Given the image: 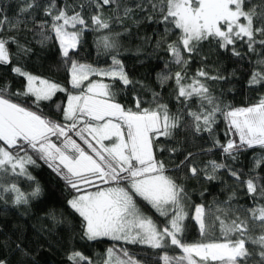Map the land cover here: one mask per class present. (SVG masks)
Masks as SVG:
<instances>
[{
  "label": "snow or ice",
  "instance_id": "obj_1",
  "mask_svg": "<svg viewBox=\"0 0 264 264\" xmlns=\"http://www.w3.org/2000/svg\"><path fill=\"white\" fill-rule=\"evenodd\" d=\"M18 3L12 19L0 6V66L11 65V72L23 79L16 90L7 81L0 84V202L27 208L40 197L41 186L30 171L39 160L72 191L66 203L80 218L82 239L145 246L158 264H264V95L253 104H225L209 83L226 79L219 70L213 74L202 66L188 73L195 57L206 59L201 53L208 44L253 64L248 86H264V0ZM85 7L94 11L85 15ZM127 21L158 25L153 52L167 54L157 57L164 59L158 83L161 89L170 88L175 112L161 91L125 70L120 38L130 31ZM21 31L34 32L41 47L53 41L58 45L70 87L27 70L24 58L32 48L21 42ZM87 31L99 34L97 53L110 57L107 67L78 59ZM144 40L151 43V37ZM59 93L66 102L57 103ZM121 93L131 94V106L120 101ZM45 108H55L51 115L57 118H50ZM221 119L223 142L217 136ZM183 133H207L211 145L201 152L218 150L221 159L199 165L200 153L186 152L177 161ZM249 151L251 166L245 170L241 156ZM178 173L185 180L222 181L227 196L208 203L201 192L202 202L193 203ZM225 175L231 180H224ZM243 197L249 200L247 206L240 202ZM153 210L161 221L148 214ZM49 217L61 222L54 212ZM189 220L197 227L198 240L186 238ZM16 248L28 255L20 243ZM170 249L179 254L170 255ZM67 262L96 264L75 249L68 252ZM0 264L9 261L0 257ZM101 264L145 262L114 243Z\"/></svg>",
  "mask_w": 264,
  "mask_h": 264
},
{
  "label": "trees",
  "instance_id": "obj_2",
  "mask_svg": "<svg viewBox=\"0 0 264 264\" xmlns=\"http://www.w3.org/2000/svg\"><path fill=\"white\" fill-rule=\"evenodd\" d=\"M63 2L64 0H58V4H63ZM68 2L74 3L75 0H68ZM0 6L4 8L5 14L10 19L18 15V0H0ZM91 11H94V8L85 7L84 9L85 15L90 14ZM25 18L29 20V27H33L31 18ZM40 18L41 15L38 14L36 19L39 20ZM126 25L130 28V31L127 35L120 38V58L125 65V70L133 79L144 82L149 88L161 91L164 100L169 102L171 110L175 112L176 104L174 100L170 99V88L161 89L158 83L157 74L163 70L164 59H158L157 57L167 56L162 51L153 52L155 40L158 38L154 33L158 25L143 22L137 26L133 25L132 21H127ZM117 30H119L118 26ZM35 31H38V29H35ZM98 35L92 31L85 32L82 50L78 59L84 63L107 67L111 63L110 57L103 54L98 55L97 53L95 40ZM145 37H151L150 44L145 43ZM19 38L22 43H29L32 48V53L24 58L27 70L32 71L34 74H43L70 87L67 84V75L63 68L60 67L59 49L54 41L49 42L47 46L41 47L37 43L40 38L38 36L34 37V32L29 31H21ZM138 48L141 49L139 54H137ZM13 50L15 51V46H13ZM201 54L206 59H201V56L195 57L188 66V73L192 75L202 66L213 74L219 70L226 79L218 82L210 81L209 83L213 86L214 94L219 96L225 104L234 106L253 104L260 96L264 95V86L257 88L248 86V80L253 71V64L247 61H240L232 56L230 52L216 50L208 44L202 47ZM252 60L254 62L255 57H252ZM106 61L107 63H105ZM172 70H178L177 66H173ZM92 79L100 78L92 77ZM5 81L11 83L12 90L19 89L23 84V79L17 78L11 72V65L7 67L0 66V84ZM104 82L110 83L107 78H104ZM142 94L145 95L146 99H150L149 94ZM58 97L57 103L66 102L65 94L59 93ZM119 99L122 103L131 106L130 93H121ZM44 111L50 115V118H57V116L51 115L55 113V108H45ZM224 127L221 119V122L217 125V136L222 142L225 140ZM180 139L183 141V151L177 154V161L183 159L186 152L200 153L196 158V163L199 165H203L209 159H216L217 161L221 159L218 150L208 154L201 152V149L208 148L211 145V141L207 138V133H204L203 137L194 136L191 133H183ZM252 155L253 153L249 151L241 156L242 166L245 170L251 166ZM162 156H167V153L162 154ZM37 163L39 166L31 168L30 171L41 186L42 193L40 197L34 199L27 208L14 207L11 204L5 205L0 202V257L6 258L9 264H68L67 254L70 250L75 249L91 258L96 264H101L105 250L115 243L117 248H128L145 264H158V257L153 253V250L145 246L122 244L121 242H113L107 239L97 242L82 239L80 235V218L68 208L66 203L71 198L72 191L43 161L38 160ZM183 176L184 173H178L179 182L185 184L193 203L202 202L201 192H204V201L208 203H211L214 199L223 200L227 196V192L222 190V181L208 183L197 179L185 180ZM223 179L231 180L226 175ZM22 186L28 189L27 182H24ZM240 202L247 206L249 200L247 197H243ZM51 212H54L60 218V223L49 217ZM148 214L152 215L158 222L163 219L158 217L154 211ZM186 223L188 224L187 240H198L200 237L194 221L189 220ZM16 243H20L21 247L27 251V256L21 254L16 248ZM169 254L177 255L179 250L170 249Z\"/></svg>",
  "mask_w": 264,
  "mask_h": 264
},
{
  "label": "rangeland",
  "instance_id": "obj_3",
  "mask_svg": "<svg viewBox=\"0 0 264 264\" xmlns=\"http://www.w3.org/2000/svg\"><path fill=\"white\" fill-rule=\"evenodd\" d=\"M154 211V210H153Z\"/></svg>",
  "mask_w": 264,
  "mask_h": 264
}]
</instances>
